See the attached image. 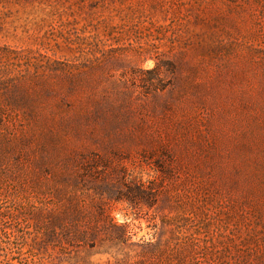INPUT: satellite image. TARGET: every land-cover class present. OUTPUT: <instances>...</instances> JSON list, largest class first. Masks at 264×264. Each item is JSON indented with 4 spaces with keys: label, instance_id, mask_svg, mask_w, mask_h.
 <instances>
[{
    "label": "rangeland",
    "instance_id": "obj_1",
    "mask_svg": "<svg viewBox=\"0 0 264 264\" xmlns=\"http://www.w3.org/2000/svg\"><path fill=\"white\" fill-rule=\"evenodd\" d=\"M0 45V264H264V0H0Z\"/></svg>",
    "mask_w": 264,
    "mask_h": 264
},
{
    "label": "trees",
    "instance_id": "obj_2",
    "mask_svg": "<svg viewBox=\"0 0 264 264\" xmlns=\"http://www.w3.org/2000/svg\"><path fill=\"white\" fill-rule=\"evenodd\" d=\"M32 60L33 58L24 56L18 49L0 45V126L15 119L19 120L20 118H13L17 113L22 114L23 120H30L35 114L31 109L21 110V107H28L33 102L34 92L30 91V87L32 84L35 86L40 78L41 67ZM43 69L51 70L49 66H44ZM115 228L120 230L117 239L126 241L124 227L115 225ZM48 233L53 236L49 231ZM96 234L97 228L92 226L88 230L86 228V231L77 232L72 241L78 246L92 248L96 246Z\"/></svg>",
    "mask_w": 264,
    "mask_h": 264
}]
</instances>
